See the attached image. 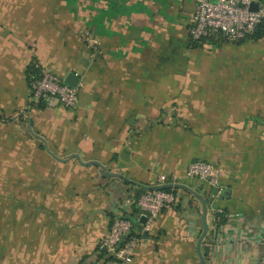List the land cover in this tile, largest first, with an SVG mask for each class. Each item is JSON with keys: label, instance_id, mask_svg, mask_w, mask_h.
<instances>
[{"label": "crops", "instance_id": "1", "mask_svg": "<svg viewBox=\"0 0 264 264\" xmlns=\"http://www.w3.org/2000/svg\"><path fill=\"white\" fill-rule=\"evenodd\" d=\"M196 4L0 0V112L12 116L0 121L18 135L19 123L31 132L20 114L27 111L56 155L78 153L108 168L58 160L32 132L34 139L0 141V264H118L103 246L112 215L123 196L168 184L162 175L177 176L178 204L153 220L137 213L140 242L128 264H202L204 201L207 263L257 264L264 245V88L224 94L212 113L183 89L196 82L198 61L211 64L220 48L236 51L238 83L264 85V36L235 47L213 44L220 37L196 42L189 31ZM84 27L99 40L95 47L83 40ZM31 64L63 80L76 72L78 105L34 103ZM36 140L44 144L43 161L33 160ZM194 160L220 169L221 193L186 175ZM220 208L228 216L218 225Z\"/></svg>", "mask_w": 264, "mask_h": 264}, {"label": "built area", "instance_id": "2", "mask_svg": "<svg viewBox=\"0 0 264 264\" xmlns=\"http://www.w3.org/2000/svg\"><path fill=\"white\" fill-rule=\"evenodd\" d=\"M254 0H196V10L193 15V23L189 29L191 38L196 42H206L220 37L228 41H241L254 34L258 26L264 21V5L258 10L250 8ZM82 38L90 46L95 47L99 40L89 27L82 30ZM30 87L32 100L39 103H50L57 100L61 105L74 108L79 102L78 87H70L56 73L49 70H39L30 75ZM186 175L207 183L212 189L220 192L223 190L222 172L213 163L205 160L191 161L187 167ZM163 183L174 184L177 176L171 179L168 175H162ZM175 187L170 190L147 189L142 192H131L122 197L118 203L114 219L109 232L103 242L111 256L118 264H128L134 260L135 249L140 242V236L133 231V223L123 217L126 213H132L133 208H138V216H147L148 219H156L164 210L173 209L177 204ZM222 216L226 215L223 208L218 209ZM145 226V231L149 230ZM257 264H264V245L257 260Z\"/></svg>", "mask_w": 264, "mask_h": 264}, {"label": "rangeland", "instance_id": "3", "mask_svg": "<svg viewBox=\"0 0 264 264\" xmlns=\"http://www.w3.org/2000/svg\"><path fill=\"white\" fill-rule=\"evenodd\" d=\"M260 29H262L261 33L262 31L264 32V26H262ZM259 34L254 36L252 39H258V38H261L262 35L264 36V33L261 35ZM213 44H217L220 46L229 45L231 47H235L236 41L234 42L228 41V40L216 41ZM197 46L200 47L201 45L197 44ZM225 53L226 51H222V48H220V50L217 52L218 57L214 59L212 63L209 65H205L204 63H201L198 61L196 82L192 83L190 85V88H187L184 86L185 89L183 90L185 92H189L191 94L194 93L197 95V98L195 100L197 101L196 105L201 104L200 106H197L199 107V109L205 110L206 108H208V110L210 109L211 111L212 110L211 107L215 105L216 103H220V100H221L220 97L224 94L231 95V97L236 98L237 93H246L247 91H252V89L254 88H260L262 91V88H264V85H252V84L242 85L238 83L236 80V77L238 75H242L243 71L242 69L237 68V62H231L232 56H236V51L232 55H231L232 51L229 52L228 54H225ZM260 93H264V90ZM32 101L34 102V100ZM54 101L60 104L57 100H54ZM194 101H190V103L195 104ZM34 103L37 104V102H34ZM215 110L217 109L215 108ZM0 115H3V114H1L0 112ZM11 117H12L11 115H9L8 117H6V115H3L2 119L7 120V119H10ZM3 124L4 122L0 121V141H10L12 136L18 137L23 134H24L23 136H26L27 139H34L33 136L32 137L29 136L31 132H29L26 129V126H27L26 123H21V124L19 123V125H21L20 126L21 128H19L20 130L18 129L17 130L20 132V135H18L16 130L15 132L14 130H12V128L14 129L12 125H11V128H5ZM36 141H37V149H36L37 151L34 152L35 157L33 156L34 157L33 160L37 158L39 159L37 161H43L42 160L43 157L41 156L42 158L40 160L39 155H40V152L45 151L44 144L42 143L40 147H38L40 142L38 140ZM5 146L6 148L4 147L3 151L8 152V153L12 151V147H9L6 144ZM10 161L11 159L6 160V162H10ZM35 163H36V167H38V165L41 162H35Z\"/></svg>", "mask_w": 264, "mask_h": 264}, {"label": "water", "instance_id": "4", "mask_svg": "<svg viewBox=\"0 0 264 264\" xmlns=\"http://www.w3.org/2000/svg\"><path fill=\"white\" fill-rule=\"evenodd\" d=\"M212 2H217V0H210ZM261 6V2L259 0H254L250 6V8L252 10H258ZM63 82L65 84H67L68 86L70 87H78L79 85V82H80V77L76 74V72L74 71H70L66 74ZM21 115L22 114H25L28 118V126H29V129L31 130V132L39 139H41L43 141V143L45 144V147H46V150L51 154L53 155L55 158H57L58 160H61V161H66L72 157H76L81 163L83 164H86V165H90V164H95V165H99L102 169H104L105 171L108 172V168L103 164L101 163L100 161L98 160H91V161H83L80 157V155L78 153H74L71 155V157H68V158H62V157H59L58 155H56L51 149L50 147L48 146V143L46 141V139L40 135H38L36 132L33 131V128H32V124H31V118H30V114L27 112V111H23L22 113H20ZM147 189H152V188H156V189H161V188H169V187H175L176 188V184H166V185H158V186H145ZM204 204H205V214L203 216V232L202 234L200 235L199 237V240H198V243H197V251H198V254H199V257L201 259V262L202 264H208L202 251H201V244L208 232V222H207V211H208V207L204 201ZM146 218V216H143L141 219H144ZM106 249V247H105Z\"/></svg>", "mask_w": 264, "mask_h": 264}, {"label": "trees", "instance_id": "5", "mask_svg": "<svg viewBox=\"0 0 264 264\" xmlns=\"http://www.w3.org/2000/svg\"><path fill=\"white\" fill-rule=\"evenodd\" d=\"M259 1L261 2L262 5H264V0H259ZM262 26H264V21L258 26V28L254 32V34L252 35V37L258 35L259 33H260L259 35H261V34L264 33L263 31L261 33V30L262 29H260V28ZM36 71H39V69L36 68L34 64H31L30 67L28 68V80H29V83H30V75L32 74V72H36ZM37 105L40 106V107H42L43 105H45V102L44 101H40L39 103H37ZM166 189L170 190L171 187L166 188ZM143 190H144V188H138L137 193H140ZM174 190L176 191V189H174ZM138 211H139L138 208L137 207H134L132 213H126L125 215H123V217L126 218V219H129L133 223V226H134V223H137L138 220H139L138 217L136 216L137 213H138ZM116 217H117L116 214H113L112 215V221L110 223V227H111V225H112V223H113V221H114V219ZM216 220H217V224L218 225L223 224L226 221L225 217H222L218 212H217ZM100 251H101L102 254L105 253V250H103V249H100Z\"/></svg>", "mask_w": 264, "mask_h": 264}]
</instances>
